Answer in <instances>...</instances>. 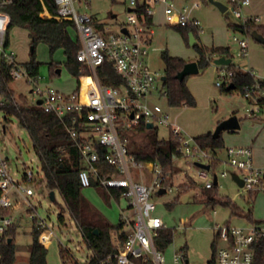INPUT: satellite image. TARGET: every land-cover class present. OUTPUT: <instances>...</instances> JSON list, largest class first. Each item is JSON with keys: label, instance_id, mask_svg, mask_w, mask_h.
Instances as JSON below:
<instances>
[{"label": "built area", "instance_id": "built-area-1", "mask_svg": "<svg viewBox=\"0 0 264 264\" xmlns=\"http://www.w3.org/2000/svg\"><path fill=\"white\" fill-rule=\"evenodd\" d=\"M24 1L0 0V108L18 104V97L13 90L10 95L5 93L2 80L7 77L11 84L14 80L25 78L31 84L32 100L29 104L37 105L61 118H68V129L72 137L79 140V150L88 164L79 173L82 187H91L92 177H95L105 188L121 190L134 214L133 220L123 219L130 227L127 238L121 248L108 256V260L115 261V264H141L138 259L153 264H166L164 253L157 248L155 237L160 228L168 226L163 216L157 213L159 206L155 197L172 190L173 184L166 183L169 175L164 173L159 163L138 161L130 155L128 138L124 133L141 122L146 125L152 122L153 128H167L180 141L181 157L174 158L175 161L190 160L187 170H182V174L186 176L191 168L194 170L193 178L202 180L205 189L215 185L217 175L211 164L214 156L188 138L171 113L154 99L157 84L159 80L164 83L162 77L165 74L154 70L149 63V44L154 34L157 13L161 11L169 25L195 26L201 33L204 28L200 20L193 16L194 10L201 3L194 1L191 6H187L178 4L177 0H111L121 1L127 8L126 22L115 31L109 21H102L89 11L93 8L92 0H53L58 11L56 18L74 25L81 41L77 53L79 73L76 77L79 86L76 90L65 92L51 83L41 84L40 74L32 75L26 63H21L16 52L11 49L10 8ZM41 1L43 10L52 17L44 1ZM249 4L250 0H238L237 6L233 7L235 16L241 19L243 25L259 21L258 17L242 12V8ZM241 32L249 33L247 30ZM234 40L247 54L248 39L234 36ZM106 61L112 62L115 71L124 81L122 85H107L102 81L98 69ZM217 69L221 78L217 85L229 84L234 71L228 65H217ZM244 71L255 78V82L247 85L243 93L244 98L253 105L247 109L246 116H264V77L258 76L252 69ZM161 96L166 98L165 87L161 90ZM100 148L106 149L105 160L114 168L110 174H100ZM227 152L229 163L244 182L242 187L248 192L264 191V165L254 162L253 147L230 146ZM215 159L217 161L218 157ZM196 162L210 164V168L199 167ZM39 174V171L35 174L33 168H28L24 180L17 179L9 160L0 149V246L8 238L11 227L16 225L9 210L21 202L27 206V215L32 220L33 228L39 230V242L46 246L52 239L53 227L46 218L39 215L38 205L33 203L34 184ZM222 175L227 173L223 172ZM163 188L165 192L162 194L160 190ZM215 229L217 264L255 263L256 245L260 236L264 235V222L247 226L224 222L217 223ZM173 264H182L181 251L173 255Z\"/></svg>", "mask_w": 264, "mask_h": 264}, {"label": "rangeland", "instance_id": "rangeland-1", "mask_svg": "<svg viewBox=\"0 0 264 264\" xmlns=\"http://www.w3.org/2000/svg\"><path fill=\"white\" fill-rule=\"evenodd\" d=\"M194 1L201 3L200 0H177V3L191 6ZM216 1L222 2L228 9L222 12L216 4L209 1L207 4L201 3L194 10L193 16L200 20L204 28V31L199 33L200 44L209 47L213 45L229 47L236 68L252 69L258 76L264 77V43L256 40L249 30V33H245L233 27L242 23L233 12V6H237L238 0ZM92 7L89 11L98 19L109 21L115 31L127 20V8L121 1L92 0ZM242 12L258 17L257 24L264 26V0H250V4L242 8ZM114 14L117 16L113 17ZM40 15L42 18L51 17L44 10ZM154 29V34L151 35L153 41L149 44V63L154 70L165 74L163 58L165 51L172 56L184 58L187 62L197 60L196 48L188 43L176 26L167 24L163 13L155 19ZM252 30L258 29L254 27ZM70 31L77 36L72 26ZM234 36L248 39L247 54H244L240 44L234 40ZM9 41L11 49L17 54V59L21 63L28 62L31 44L28 29L18 24L11 25ZM36 60L40 63L41 84L51 83L65 92L78 88L79 81L66 67V55L62 50L51 55L48 45L41 42L36 49ZM51 61L61 64V73L55 75L52 72ZM219 80H221L219 71L213 60L206 69L188 76L187 84L196 97V106H170L166 98L161 96V90L164 89L162 80H159L158 89L155 90L154 99L171 113L191 140L201 134L213 133L221 121L232 115H236L241 124L238 130L222 132L225 146L217 151L218 161L212 165V170L218 178L213 196L217 193L221 200H232L240 215L233 214L232 206L226 207L221 202L213 203L208 196L204 197V192L211 194V190H206L203 187L204 182L198 177L193 178L194 170L190 168L186 176L181 172L187 170L190 160H176L179 170L172 177V190L155 197L159 206L157 213L163 216L168 227L176 229L174 241L163 252L166 264H173V255L184 246L188 248L190 264H208L213 253L212 243L217 239L215 229L217 223L228 222L232 225L247 226L264 222V191L248 192L238 185L234 180L237 171L229 163L227 152V147L230 146L253 145L254 162L262 166L264 116L259 114L258 118L247 117V109L252 108L253 105L244 98L240 90L222 92L221 87L217 85ZM10 86L16 97L22 95L27 102L32 100L31 84L25 78L12 81ZM169 134L167 128H159L160 137H167ZM0 149L9 160L17 179L24 180V173L28 168H33L35 174L37 171L40 173L37 183L34 184L33 203L38 205L39 215L46 218L54 229L52 239L46 245L48 264H87L92 251L84 242L79 226L71 217L60 193L56 192L55 201L50 198L51 190L46 185L41 162L27 128L20 123L15 114H9L2 108H0ZM223 172L227 175L223 176ZM82 194L112 223H118L121 217L134 219L133 211L128 207L129 201L124 196L118 200L92 186L82 189ZM204 200L209 201H205L204 205ZM26 209V204L21 202L16 208L9 210L10 216L17 225L15 241L17 250L20 251L29 249L34 238L32 220L27 215ZM60 215L64 217V221H61ZM248 215H251L252 220H249ZM17 264L24 263L21 261Z\"/></svg>", "mask_w": 264, "mask_h": 264}, {"label": "trees", "instance_id": "trees-1", "mask_svg": "<svg viewBox=\"0 0 264 264\" xmlns=\"http://www.w3.org/2000/svg\"><path fill=\"white\" fill-rule=\"evenodd\" d=\"M43 1L52 17L42 18V15L39 16L43 10L41 0H26L10 8L12 14L11 25L18 24L26 27L31 38L30 59L26 62V65L32 75L39 74L40 63L36 60V49L38 44L43 42L48 45L51 55L62 50L66 55V67L74 76H77L79 73L77 53L81 47V41L78 34L74 36L70 31V27L72 26L76 32L77 30L74 25L56 18L58 11L53 0ZM200 1L203 4L209 2V0ZM233 27L241 31L249 30L251 33L254 31L252 28L254 29L255 27L259 30H257L258 32L264 35V26L253 21L249 24H239ZM177 28L189 44L190 34L193 33L196 39V43L193 46L196 48L198 56L195 61L198 62L200 70L206 69L211 64V61L213 60L214 62L217 57H233L229 47H209L200 44L198 27L181 26ZM163 58L166 75L163 85L166 89L167 103L170 106H196V97L187 84V78L190 75L183 80L177 78V73L183 69L187 61L184 58L172 56L166 51L163 52ZM50 65L52 72L56 75L58 73L57 69L60 68L61 64L51 61ZM228 67L234 71L233 76L230 78V83L235 85L234 89L244 93L245 87L255 82L254 76L240 68H236L233 61ZM98 73L102 81L107 85L120 86L124 83L110 61H106L99 67ZM227 86L228 84L220 86L221 91L230 93L234 90L227 89ZM2 87L6 94H11L12 88L9 78L6 77L2 80ZM2 109L9 114H15L20 123L27 128L34 150L40 159L46 185L50 190L60 193L71 217L79 226L84 242L92 251L89 264H115V261L108 260V256L123 246L130 228L122 217L118 223H112L82 194V189L84 188L82 187L79 173L88 164L79 150V140L74 139L68 129V118H61L54 113L46 112L37 105L29 104L22 95L18 98L17 105L8 104ZM124 135L128 138L130 155L134 156L138 161L159 163L164 173L169 175L166 183L172 184V177L179 170L174 158L181 157L178 137L173 134H169L167 137H160L159 128H148L145 122H141L133 129L126 130ZM194 141L201 149L208 151L214 156L211 162L212 165L218 161L215 159L218 157L217 151L225 146L222 135L215 138L212 132L201 134L195 137ZM105 151V148L99 149L101 160L98 166L101 175L110 174L114 170L113 166L105 160ZM215 185L210 189V200L213 203L221 202L226 207L232 206L231 211L235 213L237 206L232 203V200L212 199L213 193L216 192ZM92 187L103 191L108 196H114L118 200L122 196L121 190L105 188L95 177H92ZM59 218L64 221L62 215ZM248 218L252 220L251 215H248ZM33 229L34 238L29 248V264H48V248L39 242V230L37 228ZM16 234L17 225H13L8 238L0 246V264L16 263ZM175 234V228H160L158 235L155 237L157 248L164 252L174 241ZM9 238H12L11 241H8ZM212 248L213 253L208 264H217L216 240L213 241ZM187 249V246H184L179 250L182 252V264H190ZM138 262L141 264H153L152 262H143L141 259H138ZM254 264H264V235L260 236L256 245Z\"/></svg>", "mask_w": 264, "mask_h": 264}, {"label": "water", "instance_id": "water-1", "mask_svg": "<svg viewBox=\"0 0 264 264\" xmlns=\"http://www.w3.org/2000/svg\"><path fill=\"white\" fill-rule=\"evenodd\" d=\"M209 1L216 4L221 9L222 12H225L228 9V7L220 1H216V0H209ZM252 36L256 40L260 41L261 43H264V35L261 34L260 32H258L257 30H254L252 32ZM195 43H196V39H195L193 33H191L190 34V44L194 45ZM231 62H232V58L226 57V56H220L214 60V63L216 65H229ZM57 72L60 73L61 68H58ZM199 72H200V67L198 65V62L195 60L188 61L184 65L183 69L177 73V78L180 80H183V79H185L186 76L191 75V74H197ZM162 79L166 80V75H163ZM234 87H235L234 83H230V84H228L227 89H234ZM39 103H41V101H39ZM147 126H148V128H153V123L150 122V123H148ZM240 127H241V124H240L239 118L236 115H232L229 118L224 119L223 121H221L217 125L215 131L213 132V136L216 138V137H219L223 131L238 130V129H240ZM196 165L199 167L205 168V169L210 168V164H206L203 162H196ZM234 180L238 183V185L240 187L243 186L244 182L237 174L234 175ZM214 183L218 184L217 176L215 177ZM164 192H165L164 188L160 190V193L163 194ZM49 195H50V198L52 200H55L56 192L54 190H51ZM11 239L12 238H9L8 241H11Z\"/></svg>", "mask_w": 264, "mask_h": 264}, {"label": "crops", "instance_id": "crops-1", "mask_svg": "<svg viewBox=\"0 0 264 264\" xmlns=\"http://www.w3.org/2000/svg\"><path fill=\"white\" fill-rule=\"evenodd\" d=\"M179 4V3H178ZM162 12L161 11H159L158 13H157V15L155 16V19H157V17L161 14ZM155 30V29H154ZM152 41H153V39H152ZM151 41V42H152ZM214 46V45H213ZM220 46H222V45H220ZM216 47H219V46H216ZM61 73V72H60ZM189 86V85H188ZM190 88V87H189ZM191 89V88H190ZM191 91H192V89H191ZM194 94V93H193ZM174 119V118H173ZM175 120V119H174ZM176 121V120H175ZM252 147H253V145H251ZM264 165V164H263ZM206 190H210V189H206ZM203 196L205 197V196H208V198H209V194L207 193V192H204V194H203ZM197 197H199V196H197ZM212 199H214V200H221L218 196H217V193H216V195H214L213 196V198ZM209 200H210V198H209ZM209 200H204L203 201V204L205 205V201H209ZM240 211L239 210H236V212L235 213H233V214H238V215H240V213H239ZM130 228V227H129ZM21 253V254H20ZM29 256H30V251H29V249H23V250H17V260H16V263L15 264H17L18 262H21L22 261V263H26V262H28V264H29Z\"/></svg>", "mask_w": 264, "mask_h": 264}]
</instances>
